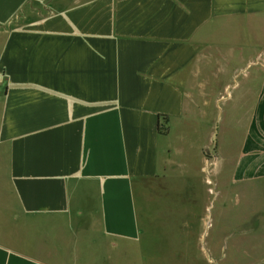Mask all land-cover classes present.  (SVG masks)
I'll list each match as a JSON object with an SVG mask.
<instances>
[{
  "label": "crops",
  "instance_id": "crops-1",
  "mask_svg": "<svg viewBox=\"0 0 264 264\" xmlns=\"http://www.w3.org/2000/svg\"><path fill=\"white\" fill-rule=\"evenodd\" d=\"M220 160L264 181V0H0V264L133 262Z\"/></svg>",
  "mask_w": 264,
  "mask_h": 264
},
{
  "label": "rangeland",
  "instance_id": "rangeland-1",
  "mask_svg": "<svg viewBox=\"0 0 264 264\" xmlns=\"http://www.w3.org/2000/svg\"><path fill=\"white\" fill-rule=\"evenodd\" d=\"M221 162L219 177L173 182L164 201L135 195L143 233L133 262L122 264H264V181L233 183Z\"/></svg>",
  "mask_w": 264,
  "mask_h": 264
}]
</instances>
